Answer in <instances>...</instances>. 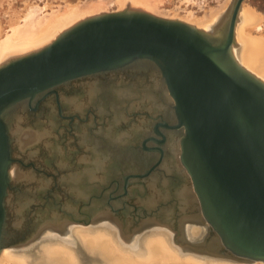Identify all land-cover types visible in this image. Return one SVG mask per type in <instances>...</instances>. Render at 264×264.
Masks as SVG:
<instances>
[{
    "label": "water",
    "instance_id": "95a60500",
    "mask_svg": "<svg viewBox=\"0 0 264 264\" xmlns=\"http://www.w3.org/2000/svg\"><path fill=\"white\" fill-rule=\"evenodd\" d=\"M242 1L233 0L211 32L137 8L100 13L0 64V252L9 243L8 116L70 81L126 71L147 90L159 84L168 101L163 117L178 137V161L200 231L192 254L264 263V82L232 54ZM146 205L137 220L163 221L159 208Z\"/></svg>",
    "mask_w": 264,
    "mask_h": 264
},
{
    "label": "flooded vegetation",
    "instance_id": "af4514ba",
    "mask_svg": "<svg viewBox=\"0 0 264 264\" xmlns=\"http://www.w3.org/2000/svg\"><path fill=\"white\" fill-rule=\"evenodd\" d=\"M132 74L110 72L70 81L35 103L19 106L8 116L9 120L13 119L11 123H16L19 116L23 117V122L17 120L16 123L21 132L49 130L44 139L50 145L45 144V160L41 166L24 159L23 154L11 156L12 164L16 165L15 172L28 175L21 181L13 178L8 189L6 209L11 203L16 205L14 218L22 219L23 223L6 227L9 242L6 248L16 252L45 241L42 226L50 224L54 218L66 225L64 234L76 247L78 241L70 229L91 224L100 213L108 214L121 230L128 226L127 231L130 230L131 235L135 232L137 236L142 233L146 221H158L153 218L137 220V216L146 215L144 200L153 195L156 196L155 203L146 205L147 209L159 208L160 215L171 210L172 221L177 217L176 192L183 186L188 189L189 185L184 173L175 169L165 173L162 165L165 155L170 153L167 143L170 138L177 141L178 137L172 129L173 124L163 117L159 102L149 109V103L138 97L147 86L133 79ZM122 93L125 96L116 97ZM112 134L123 135V139L115 142L111 140ZM100 142L103 146H99ZM13 148L19 149L14 135L11 154ZM23 150L20 148L19 153ZM100 151H106L109 157L104 158L102 169H94L93 161L97 157L94 153ZM24 169H28L27 174ZM147 172L150 175H145ZM133 175L145 177L132 178ZM153 177H157L155 186L150 187ZM23 182L33 188H23ZM189 215L192 216V211ZM192 222L188 231L191 239L194 219ZM192 241L185 240L190 245Z\"/></svg>",
    "mask_w": 264,
    "mask_h": 264
},
{
    "label": "bare ground",
    "instance_id": "6f19581e",
    "mask_svg": "<svg viewBox=\"0 0 264 264\" xmlns=\"http://www.w3.org/2000/svg\"><path fill=\"white\" fill-rule=\"evenodd\" d=\"M164 1L165 0H78L76 2L65 3V5L59 6L56 10H52V7L46 6V4H44L45 7H43L44 5L42 7H36V5L35 9H29L28 12L23 14L21 17H18L17 21H15V23L10 27L9 31L5 34L4 38H0V64L7 58H9V54L12 55V53H8L10 50L29 48L38 49L48 42L52 41L59 33L64 31L71 25H74L87 16L89 17L92 15L103 13L105 9L110 8L113 5H117L118 9H135L138 7L142 10L144 9L143 6H146L147 9L144 10L148 11L149 13L158 15L162 18L165 17L168 19L180 20L197 29L211 32L216 24L219 25V19H222V17L226 15V13L224 12V14L220 15V17H218V15L222 12L225 6L229 2H231V0H225L217 7H208L207 9H202L204 13L203 15L199 16L196 15L193 11H187L186 14L182 16V19H179L176 18L177 12L170 13L168 15H163L167 13H157V6L164 3ZM31 7L34 6H30L29 8ZM48 7L50 8L49 11ZM263 20L264 18L254 9L249 6L244 7L242 5L239 10V16L236 26L234 27V43L232 44V54L237 59L239 64L246 71L257 77L262 82H264ZM20 53L22 54L23 52L16 53L15 55ZM153 89L154 91H152L151 89L144 90L138 97L143 101L149 103V109L151 108V105L159 102L163 112H166L168 108V101L164 95V91L162 90L160 85L156 83L154 84ZM119 96H125V93L119 94L116 97ZM110 117L112 118V116ZM13 118L15 119V117ZM12 120L13 119L11 117L10 121ZM12 133L17 139L19 148L23 149L28 145H32L33 142H39V140L45 138V136L49 134V130L36 129L32 130L31 132H21V130L19 131L17 126V128L15 127V130ZM120 139H123V135H111V140L115 142H119ZM48 142H46V144L49 146L50 143ZM100 145L103 146L101 142L99 146ZM168 148L170 153L165 155L166 158L163 161L162 165L163 171L167 173L175 169L178 172H182L177 154L178 141L170 138V141L167 143V149ZM105 150L108 151L109 149ZM105 152L103 153L100 151L97 154L94 153V155L97 156L93 161L94 169L103 168L102 164L105 163L104 158L109 157V155ZM111 158H113V155ZM120 158H122V156ZM10 177L20 180L24 177L26 178L27 175L16 173L14 168L10 172ZM155 178L157 177H153L151 182L149 183L150 187H153V185L155 184ZM164 182L165 181L161 182V184H163ZM190 195L191 189H187L183 186L181 190L176 192V197L174 198L176 199L175 207L177 208L175 211V213H177V217L174 219V221H172V211L170 210V213L169 211L163 212V210V221H155V223H152L154 222L153 220L146 221L147 223L145 222L144 227L141 230L142 233L137 236H135V232H133V234L131 235L130 230L127 231L128 226H124L122 230L119 229V225L114 220L112 221V218L105 213L98 214L95 218L96 220L92 221L91 224L74 226L70 229V231L71 234L75 236V239L80 242L84 253L86 255L89 254L91 256L100 258L101 264L215 263L217 260H208L204 257L192 255L191 252L182 245H178L179 247L174 245V239L179 241L180 239L185 240L183 238H180L181 236L184 238L187 237L189 239V242L190 240L192 241V239L189 238L190 234L188 233L189 227L192 225L191 223H193V218L189 215V213L192 211L193 202V197L192 195ZM155 197L156 196L153 195L152 197L147 198L146 200H144V203L148 206H151L155 203ZM164 197L165 196H162V198ZM170 223L174 226V228L171 227ZM194 225L196 224L194 223ZM65 228L66 225L62 222H58L57 218H54V220H52L50 224L46 223L44 226H42L41 231L45 234L46 237H43L45 241L40 244L37 261L34 264H81L77 248L72 245L73 242H71L68 236H65L64 234ZM172 229L175 230V232H173ZM52 231L57 234H54V232ZM173 233H175V236H172ZM14 250L6 247L2 249V251L0 252V264H33V262H29L28 260H26L28 256L25 253L16 254ZM252 264L264 263L253 262Z\"/></svg>",
    "mask_w": 264,
    "mask_h": 264
},
{
    "label": "rangeland",
    "instance_id": "374dc122",
    "mask_svg": "<svg viewBox=\"0 0 264 264\" xmlns=\"http://www.w3.org/2000/svg\"><path fill=\"white\" fill-rule=\"evenodd\" d=\"M76 1H78V0H0V38H4L5 34L9 31L10 27L15 23V21H17L18 17H21L23 14L28 12L29 9H32V8L35 9L36 7H42L44 4H46V6H49V7L51 6L52 10H56L59 6L65 5V3H71V2H76ZM81 1H85V0H81ZM165 1H164V3L157 6V10H156L157 13H167V14H163V15H168L170 13L177 12L176 18L182 19V16L185 15L187 11H191V12L193 11L198 16L203 15L204 12L202 11V9H207L208 7H217L219 4H222L225 0H189V1H187V0H167L166 2ZM232 1L233 0H231V2H229L225 6V8L218 15V17H220V15L224 14V12L226 13V11H228L230 5L232 4ZM197 2H198V6H197ZM242 5L244 7H246V6L251 7L252 9H254L257 13H259L264 18V0H243L241 7H242ZM30 6H34V7L29 8ZM43 7H45V5ZM49 7H48V11L50 9ZM143 8L147 9L146 6H143ZM123 9H118L117 5H113L110 8L105 9L104 12L103 11L102 12L103 13H110V12H116L118 10L121 11ZM146 12H148V11H146ZM156 16H158V15H156ZM163 18H165V17H163ZM174 18H175V16H174ZM263 30H264V20H263ZM31 50H34V49L29 48V49H20V50L19 49L10 50L8 53H12V55L9 54L8 57L13 56L19 52H23V53L25 52L26 53V52H29ZM19 117L17 118V120H19V121L21 120V122H23L24 121L23 117L22 116H19ZM16 123H17V121H16ZM16 123L13 122L10 124V126H12V127H10V134H11L10 136L11 137L13 135L12 132L15 130V127L17 128ZM33 143H35V142H33ZM36 143H37L36 144L37 146L28 145L24 148V150L21 149V150H23V152L21 154L19 153L20 148L18 149V151L14 150V148H13V152H12L11 156L15 157L17 155L21 156L23 154L22 156L24 157V159H27L29 161L34 162L37 166L43 165L42 163L45 160L43 154H45V152H44L45 148L44 147L46 144V140L43 138L42 140H39V142H36ZM13 167L16 169V165H14V164L11 165L10 170H9L10 172L12 169H14ZM24 172H26V174H27L28 169H24ZM12 179L13 178H11V181H12ZM23 183L25 184L23 186V188H33L29 185H26V184H28L27 182H23ZM11 202H13L12 199H11ZM15 210H16V205H13L11 203L9 206H7V209H6L7 216H8L7 223H6L7 228L13 227L14 223H16V222L21 223V221H22V219L16 220L14 218ZM23 220H24V218H23ZM193 231H195L192 234L193 236L200 233V231L198 232V228H196L195 226L193 228ZM172 236H174V233ZM193 236H192V240H194ZM180 238H183V237H180ZM183 239L187 240L188 238L185 237ZM175 240L176 239H174V241H173L175 246L182 245L183 247L187 248L188 251H190L192 254V245L186 243L185 240H182V239H180V241L179 240L175 241ZM42 242H44V241H42ZM42 242L37 243L35 245H32L31 248H29V246L22 247L21 249H18L16 251L17 253L16 252L15 253L16 254H22V253L24 254L25 253L28 256V258L26 260H28L29 262H33V264H34L37 261L38 251L40 250L39 247H40V244ZM196 243L197 242L195 240L192 241V244H196ZM75 246H76L75 248H77V250L79 252L78 254H79V260H80L81 264H101L100 258H97L96 256H91L89 254L86 255L84 253V250L82 249V246H81L79 241L76 242ZM207 259L208 260H217L215 263L211 262V263H207V264H246L243 262H234V261L232 262V261H224V260L211 259V258H207Z\"/></svg>",
    "mask_w": 264,
    "mask_h": 264
}]
</instances>
